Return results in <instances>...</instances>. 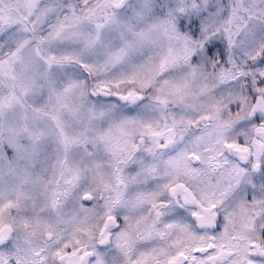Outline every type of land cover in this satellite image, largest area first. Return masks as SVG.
<instances>
[{"label": "snow or ice", "instance_id": "obj_1", "mask_svg": "<svg viewBox=\"0 0 264 264\" xmlns=\"http://www.w3.org/2000/svg\"><path fill=\"white\" fill-rule=\"evenodd\" d=\"M0 264H264V0H0Z\"/></svg>", "mask_w": 264, "mask_h": 264}]
</instances>
